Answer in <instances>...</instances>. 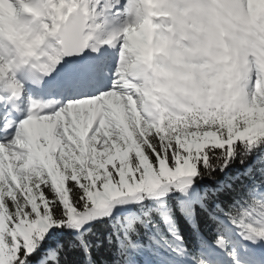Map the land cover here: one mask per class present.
<instances>
[{"label": "snow or ice", "instance_id": "6c2138e0", "mask_svg": "<svg viewBox=\"0 0 264 264\" xmlns=\"http://www.w3.org/2000/svg\"><path fill=\"white\" fill-rule=\"evenodd\" d=\"M117 59L67 54L0 142V264H264V129L146 128Z\"/></svg>", "mask_w": 264, "mask_h": 264}, {"label": "clouds", "instance_id": "9594fccd", "mask_svg": "<svg viewBox=\"0 0 264 264\" xmlns=\"http://www.w3.org/2000/svg\"><path fill=\"white\" fill-rule=\"evenodd\" d=\"M102 47L117 52L115 72L146 128L264 129V0H0L9 98L67 54ZM17 158L22 174H39L33 156Z\"/></svg>", "mask_w": 264, "mask_h": 264}, {"label": "rangeland", "instance_id": "374dc122", "mask_svg": "<svg viewBox=\"0 0 264 264\" xmlns=\"http://www.w3.org/2000/svg\"><path fill=\"white\" fill-rule=\"evenodd\" d=\"M28 116H29V115L23 117V118L19 121V125H20V123H21L24 119L28 118ZM18 130H19V127H17V129H15V130L11 133V138L6 139V140H12V139H14L15 136H16V133L18 132ZM0 132H1V128H0ZM6 140H3L2 136H1L0 142H5Z\"/></svg>", "mask_w": 264, "mask_h": 264}, {"label": "trees", "instance_id": "16d2710c", "mask_svg": "<svg viewBox=\"0 0 264 264\" xmlns=\"http://www.w3.org/2000/svg\"><path fill=\"white\" fill-rule=\"evenodd\" d=\"M240 165H239V161H237V164L234 166V167H239Z\"/></svg>", "mask_w": 264, "mask_h": 264}, {"label": "bare ground", "instance_id": "6f19581e", "mask_svg": "<svg viewBox=\"0 0 264 264\" xmlns=\"http://www.w3.org/2000/svg\"><path fill=\"white\" fill-rule=\"evenodd\" d=\"M46 109V108H45Z\"/></svg>", "mask_w": 264, "mask_h": 264}]
</instances>
